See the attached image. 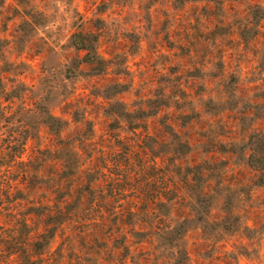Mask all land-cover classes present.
I'll use <instances>...</instances> for the list:
<instances>
[{"label":"rangeland","instance_id":"1","mask_svg":"<svg viewBox=\"0 0 264 264\" xmlns=\"http://www.w3.org/2000/svg\"><path fill=\"white\" fill-rule=\"evenodd\" d=\"M262 132L264 0H0V264H264Z\"/></svg>","mask_w":264,"mask_h":264},{"label":"trees","instance_id":"2","mask_svg":"<svg viewBox=\"0 0 264 264\" xmlns=\"http://www.w3.org/2000/svg\"><path fill=\"white\" fill-rule=\"evenodd\" d=\"M77 48L79 49H85L84 44H76ZM252 144L255 145V148L252 149V153L249 156V162L251 166H253L255 169L259 171V177H258V183L260 185H264V132L256 134L252 137ZM9 211L12 212V209L9 208ZM27 222L28 220H25L22 222L21 227L27 228ZM32 231L28 232L29 237L32 235ZM38 237L41 238V240L33 241V247L37 249H46L50 245V241L47 238L45 233L39 232L37 234ZM8 244H7V255L5 259V264H13V256L18 253L19 251H23L21 248V245L14 241L12 238L13 236H8ZM33 237V236H31ZM10 238L12 241H10ZM36 238V237H35ZM27 261H32V257L27 258ZM35 263V262H34ZM33 264V262H32Z\"/></svg>","mask_w":264,"mask_h":264}]
</instances>
